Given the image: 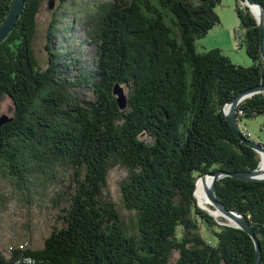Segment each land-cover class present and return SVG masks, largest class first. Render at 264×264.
Instances as JSON below:
<instances>
[{"label":"trees","instance_id":"obj_1","mask_svg":"<svg viewBox=\"0 0 264 264\" xmlns=\"http://www.w3.org/2000/svg\"><path fill=\"white\" fill-rule=\"evenodd\" d=\"M221 1H96L85 21L96 67L82 74L95 97L85 100L72 89L76 79L59 74L62 53L51 52L42 65L35 40L43 0H26L0 42V106L4 96L14 103L13 120L0 126V170L27 191L29 203L50 202L62 224L38 249L6 256L0 248V264H256L251 235L217 220L195 196L199 175L248 171L261 161L224 112L264 78L257 20L237 7L252 66L235 64L219 48L197 51V40L220 23ZM12 2L0 0V25ZM69 2L59 0L58 8ZM115 83L132 89L124 109ZM260 114L264 92L238 105L247 139L242 120ZM116 165L127 171L120 187L124 209L134 213L130 224L110 192ZM215 190L253 226L264 264V180L224 176Z\"/></svg>","mask_w":264,"mask_h":264},{"label":"rangeland","instance_id":"obj_2","mask_svg":"<svg viewBox=\"0 0 264 264\" xmlns=\"http://www.w3.org/2000/svg\"><path fill=\"white\" fill-rule=\"evenodd\" d=\"M96 1L110 0H71L59 8V0H55L53 8H50L49 0H43L41 13L37 16L38 32L35 47L42 65L47 67L51 52L62 53L61 60L64 68H60L59 74L67 79H76L72 89L85 100L95 97L87 84L82 81V74L91 75L96 67V44L88 34V28L85 25L86 13L91 11V7L95 5ZM246 3L242 0H222L215 7V12L220 17V23L209 30L204 37L197 40V51L204 52L219 48L235 64L252 66L254 62L248 56L245 44L241 39L240 20L237 14L238 6L250 8ZM56 7L59 10L53 14ZM50 25H53L54 38L53 48L48 49ZM63 26L67 27L68 32L63 31ZM66 63H70V66L67 67ZM123 89L128 98L132 90L131 87L123 85ZM13 113V101L8 96H4L1 100L0 116L10 117ZM241 125L242 128H246L252 133L250 137L252 140L264 142L263 114L253 118H244ZM126 175L127 171L123 166H114L109 174V187L112 198L124 216L125 222L130 224L134 213L125 210L121 201L120 185ZM26 193L27 191L19 187L6 170L3 172L0 170V248L6 256H10L14 248L38 249L42 247L50 232L62 224L59 217L60 212L54 210L50 202H40V199L37 198L33 201L29 198L31 200L29 203ZM214 208L219 212L217 207ZM219 216L221 217L219 221L224 219L227 223L233 224V221L228 217L225 218L221 213ZM202 233L207 237L210 235L205 227H202ZM178 254V252L174 254L173 261L176 260Z\"/></svg>","mask_w":264,"mask_h":264},{"label":"water","instance_id":"obj_3","mask_svg":"<svg viewBox=\"0 0 264 264\" xmlns=\"http://www.w3.org/2000/svg\"><path fill=\"white\" fill-rule=\"evenodd\" d=\"M25 2L26 0H13L7 17L0 25V42L3 41L6 37H8L9 33L12 31V29L16 25V22L19 20L20 14L22 13L23 8L25 6ZM49 2H50V5H49L50 8H53L55 0H49ZM243 2H247V4H256L261 9V15L259 18H257L252 13L251 9L248 8L251 11V13L254 15L255 19L257 20V24L259 25V28H260V51H261V56L264 61V5L258 0H244ZM261 92H264V78H262L261 83L240 92L237 96L234 97V99L228 102L225 105V108L228 106L227 110L224 108V112L226 114L227 120L229 121L234 132L243 141H245L247 145L252 147L258 153L264 152V142H256L254 140L247 139L241 133L239 126H238V122H237V110H238V105L244 99L256 93H261ZM113 93L116 96V100L119 104V107L121 109L126 108L128 104V98L126 94H124V89L120 83H115V85L113 86ZM12 120H13L12 116L10 117H7L5 115L0 116V126ZM261 174H262V169L260 168V163H259V166L257 168L248 170V171L224 172L222 170H217L215 172L209 171L197 177V179L199 177H204L206 175H209L212 177L211 186L207 189V194L212 204L214 205V207L218 208L222 216H224L225 218L228 217L229 219L233 221V224L231 225L241 228L251 235V237L253 238L255 242L256 250H257L256 264H259L260 262L261 247H260L259 239L255 235L253 226L250 224L248 219L243 214L239 213L236 210L228 208L225 203L218 200L217 195H216L215 185H216L217 180H219L220 178L224 176L236 177V178L243 179V180H264V176H261Z\"/></svg>","mask_w":264,"mask_h":264},{"label":"bare ground","instance_id":"obj_4","mask_svg":"<svg viewBox=\"0 0 264 264\" xmlns=\"http://www.w3.org/2000/svg\"><path fill=\"white\" fill-rule=\"evenodd\" d=\"M246 3V2H245ZM247 4V3H246ZM249 9H251L252 13L259 18L261 15V9L256 4H247ZM228 109V106L225 108ZM260 158L262 161H260V168L262 169L261 176L264 175V152L259 153ZM209 182V183H208ZM212 183V177L209 175H206L204 177H199L196 181V190H195V196L198 200V205L207 211L211 212L218 220L221 219L219 216V213L213 206V204L210 202V199L207 194V189L211 186ZM229 221V220H228ZM231 222V221H229Z\"/></svg>","mask_w":264,"mask_h":264},{"label":"built area","instance_id":"obj_5","mask_svg":"<svg viewBox=\"0 0 264 264\" xmlns=\"http://www.w3.org/2000/svg\"><path fill=\"white\" fill-rule=\"evenodd\" d=\"M244 133H246L247 135H251V133H249L247 130H245L244 128H242Z\"/></svg>","mask_w":264,"mask_h":264}]
</instances>
